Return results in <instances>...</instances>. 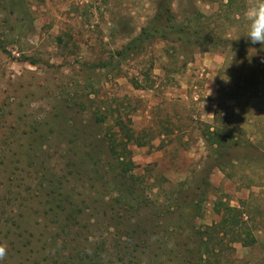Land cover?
I'll return each mask as SVG.
<instances>
[{
	"label": "rangeland",
	"instance_id": "374dc122",
	"mask_svg": "<svg viewBox=\"0 0 264 264\" xmlns=\"http://www.w3.org/2000/svg\"><path fill=\"white\" fill-rule=\"evenodd\" d=\"M158 1L0 0V264L28 263L12 244L29 240L45 251L39 260L65 241L67 253L85 249L97 264L147 263L142 238L156 247L150 232L131 231L140 218L162 242L164 262L184 251L183 235L193 234L189 248L199 245L221 220V202L244 212L257 241L216 235L217 257L204 264H264V49L157 39L134 58L115 57ZM222 1L175 0L173 13L199 35L264 40V0H234L236 13ZM219 128L254 148L218 156L208 138ZM118 160L131 164L132 178L120 177ZM59 182L73 202L61 217L80 212L68 224L42 204ZM112 199L113 211L104 209Z\"/></svg>",
	"mask_w": 264,
	"mask_h": 264
},
{
	"label": "trees",
	"instance_id": "16d2710c",
	"mask_svg": "<svg viewBox=\"0 0 264 264\" xmlns=\"http://www.w3.org/2000/svg\"><path fill=\"white\" fill-rule=\"evenodd\" d=\"M175 0H159L157 5V10L154 15V17L144 26L140 33L132 38L129 42H127L121 50L116 52L115 57L121 58V60H127L130 58H134L138 55H140L143 51L146 45L150 44L151 42L155 40H164L176 44H183V45H195L198 47H204L208 49H220V48H234L235 50L240 49H251V50H260L264 49V40L260 36H257L255 40H227L223 39L220 36L215 35L213 32H208V34L205 35H199L196 33V31H192L190 24H184L181 22H178L177 17L174 16L173 13V3ZM222 1V0H220ZM228 1L226 4V8L231 9L232 12L236 13L239 10L233 7L234 0H223ZM194 32V33H193ZM193 33V34H192ZM192 34V35H191ZM178 36V39L173 40V36ZM195 35L197 36L196 41L191 40V38H194ZM0 49L2 51H5V47L3 45V40L0 36ZM114 60V55L108 62L105 64V67L111 66L112 61ZM260 75L264 76V67L263 70L260 71ZM222 130V131H221ZM130 138V137H129ZM208 143L211 147L215 148V152L218 156H223L225 152L224 150L236 148V147H245L247 149L254 148L252 144L249 143H243L241 141H238V139H235L233 135H231L230 132L224 129H217V132L212 134L211 137L208 138ZM83 145L86 147H89L90 144L87 145V143L83 142ZM87 150V149H86ZM82 152V150H81ZM83 154H86L87 157L91 155L93 156V152L91 149L88 148L87 151H83ZM254 158V156H252ZM119 161V160H118ZM250 161H252L250 159ZM96 163V162H95ZM100 162H97L96 165H99ZM127 166V167H126ZM119 167L121 169V178H132L130 175L132 171L131 164L128 166L124 161H119ZM43 180V179H41ZM62 183L55 184V190H53L54 193H58L57 196H53L51 198H44V205L45 208V214H48L50 219H52L55 223H59V221H64L66 224H68V221L76 220L78 215H80V212L78 210V206L71 207L69 210V214L65 217H61L60 210L67 209L68 206H71L73 204L72 200H70V196H65L62 194L64 191L62 189ZM39 186L44 188L46 187V184L44 182H39ZM194 192V191H193ZM135 193H131V196L134 198ZM41 198V197H40ZM28 200V199H27ZM108 204L110 206H108ZM114 204H117V200L112 199L108 203L106 202L105 208L109 211H113L115 208ZM113 208V209H112ZM218 213L221 215V220L213 225L212 227L208 228V232H202L200 233V243L199 245H195L191 248H189L188 244L192 241V232L188 233L185 240L182 242L183 245L181 246V249L183 248L184 251L181 250V252L170 250L171 253L174 254V256H169V260H166L164 262H161L159 257V250L162 242H158V238L155 236V233L152 232V227H146L145 226V219L144 221L141 220L138 221L134 226H131V231L135 233L138 237H143L144 233L148 234V237L151 238L153 236V239L151 240L154 242V245L156 247V250H152V247L148 244L147 239L142 238L143 243V249L144 251H141V253L149 254V258L147 256V263H145V260L143 262H140L142 258L140 256H136L138 260L134 261V264H172L175 260H179L178 262H185L190 264H204L206 261L210 260L212 257H217L216 253V244H215V237L216 235L220 236L223 233V237L231 238V242L233 243H241L243 246H252L256 243L257 238L255 237V234L252 232V229L248 227V221L245 220L244 212L238 208V207H232L230 203L227 204H217L216 206ZM125 211L127 209L124 208ZM116 217V216H115ZM122 216H117L116 219L119 222H122L124 220L121 219ZM182 219H185V216H181ZM61 218V220H60ZM127 218H131V216H127ZM65 224V225H66ZM146 227V228H145ZM19 229L21 231L18 234V237H21L23 235L24 226L23 228L20 226ZM144 231V232H143ZM28 232V231H26ZM25 232V233H26ZM24 233V234H25ZM62 232H57L56 236H60ZM36 233L31 234V236L35 237ZM44 232L39 233L38 241L41 242L42 239L45 237ZM61 238L63 236H60ZM15 243V244H14ZM12 244V248L20 253L22 256L20 258L22 260L28 261L26 264H97L96 258L91 256L90 252H86L85 249L81 250H71V253H77L78 255L67 253L65 250L68 249L67 243L65 241H62V246L59 248H56L54 251L48 252L50 256L46 255L43 257V260H39L36 256L37 253L42 256L43 248L39 249V246L34 245V241L29 240L28 244L24 246H16V241ZM159 243V244H158ZM188 245V246H187ZM24 248H27V253L22 254V250ZM41 247V246H40ZM75 248L80 249V246H76ZM46 250V247H44ZM149 249V250H148ZM221 250H224L223 248H220ZM151 250V252H150ZM61 251L66 252V255ZM149 251V252H148ZM45 251H43L44 253ZM150 253H152V256H150ZM223 253V251L218 252ZM38 255V254H37ZM25 256V257H24ZM68 256V257H67ZM174 264V263H173Z\"/></svg>",
	"mask_w": 264,
	"mask_h": 264
}]
</instances>
